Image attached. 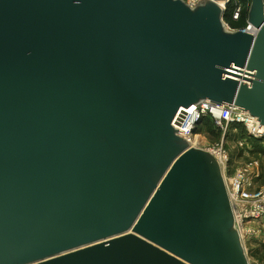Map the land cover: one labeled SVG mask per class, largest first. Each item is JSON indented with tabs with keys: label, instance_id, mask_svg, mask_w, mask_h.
I'll return each instance as SVG.
<instances>
[{
	"label": "water",
	"instance_id": "95a60500",
	"mask_svg": "<svg viewBox=\"0 0 264 264\" xmlns=\"http://www.w3.org/2000/svg\"><path fill=\"white\" fill-rule=\"evenodd\" d=\"M229 0H0V264H251L222 169L181 134L209 101L264 126Z\"/></svg>",
	"mask_w": 264,
	"mask_h": 264
},
{
	"label": "built area",
	"instance_id": "2783aa9c",
	"mask_svg": "<svg viewBox=\"0 0 264 264\" xmlns=\"http://www.w3.org/2000/svg\"><path fill=\"white\" fill-rule=\"evenodd\" d=\"M190 6H195L200 0H184ZM232 5V8L230 6ZM250 0H229L222 4L225 10L224 24L231 32L243 31L256 34L257 29L246 18L244 26L237 25L243 19L244 13L249 12ZM220 113L216 116L215 113ZM211 117L217 130L222 131L223 139L219 143L202 146L200 133H196L203 121ZM242 127L245 130V139H239V145H247L249 141L259 142L264 146V126L249 113L235 106H218L206 101L196 106L189 117L184 133L181 136L187 139L193 147L200 148L211 153L218 161L227 186L229 198L234 212L235 228L240 234L244 247L255 239H262L261 232L255 231L250 225H258L264 229V183L262 170L257 161L252 166L232 173L231 156L225 144V137L231 128Z\"/></svg>",
	"mask_w": 264,
	"mask_h": 264
},
{
	"label": "rangeland",
	"instance_id": "374dc122",
	"mask_svg": "<svg viewBox=\"0 0 264 264\" xmlns=\"http://www.w3.org/2000/svg\"><path fill=\"white\" fill-rule=\"evenodd\" d=\"M223 132L211 133V128L204 127L201 132V144L206 148L216 143H219L223 139ZM245 132L238 128V132H235V128H231L225 137V144L227 150L231 156V171L235 173L238 170L248 168L257 161L261 167L262 178L264 183V146H256L255 143L249 141L247 145L241 147L239 145V139H245ZM251 228L257 232H261L262 239H255L247 243V255L251 264H264V229L258 225L251 224Z\"/></svg>",
	"mask_w": 264,
	"mask_h": 264
},
{
	"label": "trees",
	"instance_id": "16d2710c",
	"mask_svg": "<svg viewBox=\"0 0 264 264\" xmlns=\"http://www.w3.org/2000/svg\"><path fill=\"white\" fill-rule=\"evenodd\" d=\"M230 8H232V5L230 6ZM246 18H247V13H244V16H243V19L240 23H238L237 25L239 26H244L246 24ZM204 127H208V128H211V133H219V130H217L214 126V123H213V119L211 117H208L206 118L202 125L198 127V129L196 130V133H200L201 130L204 128ZM240 129H242L244 132L245 130L242 128V127H239ZM253 143V142H252ZM255 145L259 147V145L261 146V144L257 141H254Z\"/></svg>",
	"mask_w": 264,
	"mask_h": 264
},
{
	"label": "bare ground",
	"instance_id": "6f19581e",
	"mask_svg": "<svg viewBox=\"0 0 264 264\" xmlns=\"http://www.w3.org/2000/svg\"><path fill=\"white\" fill-rule=\"evenodd\" d=\"M215 115L219 117L220 116V113L216 112Z\"/></svg>",
	"mask_w": 264,
	"mask_h": 264
}]
</instances>
